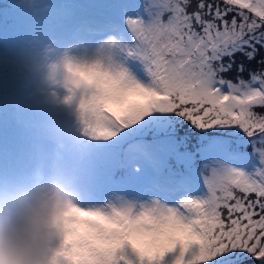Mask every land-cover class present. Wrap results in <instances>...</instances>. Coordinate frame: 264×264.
<instances>
[{
  "label": "rangeland",
  "instance_id": "obj_1",
  "mask_svg": "<svg viewBox=\"0 0 264 264\" xmlns=\"http://www.w3.org/2000/svg\"><path fill=\"white\" fill-rule=\"evenodd\" d=\"M179 1L0 0V120L34 129L2 139L0 264H264V77H216Z\"/></svg>",
  "mask_w": 264,
  "mask_h": 264
},
{
  "label": "trees",
  "instance_id": "obj_2",
  "mask_svg": "<svg viewBox=\"0 0 264 264\" xmlns=\"http://www.w3.org/2000/svg\"><path fill=\"white\" fill-rule=\"evenodd\" d=\"M179 3L184 2L180 0ZM183 10V19L184 16L189 17L188 24H190V27L185 30L186 34L191 32L194 35H202L206 39L226 34V37L223 36L224 41L221 40L219 44L224 46L226 43L229 51L226 50L227 52L220 54L217 58L215 53V58L210 57L208 61L213 65L216 77L246 82L253 81L259 75L264 77V24H261L263 27L258 30L251 29V23L257 22L247 8L232 0H187L186 9ZM173 12L177 13V11ZM234 33L237 38L232 37ZM238 38L239 43L236 42ZM209 51L212 52V50ZM4 135V130L0 131V137ZM7 140L11 139L7 138ZM2 142L3 140H0L1 149L11 147ZM1 149V159L9 161L7 154ZM113 159H118L117 154H114ZM225 209L230 216H233L230 209L226 207ZM230 216L228 215L227 219ZM240 262L237 264H246Z\"/></svg>",
  "mask_w": 264,
  "mask_h": 264
}]
</instances>
